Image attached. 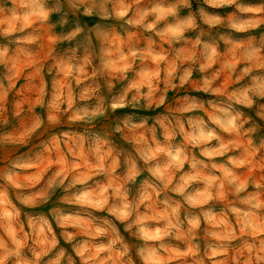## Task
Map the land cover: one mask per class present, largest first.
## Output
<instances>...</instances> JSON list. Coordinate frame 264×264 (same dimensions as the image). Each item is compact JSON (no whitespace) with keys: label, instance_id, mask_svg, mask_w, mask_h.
I'll use <instances>...</instances> for the list:
<instances>
[{"label":"clouds","instance_id":"9594fccd","mask_svg":"<svg viewBox=\"0 0 264 264\" xmlns=\"http://www.w3.org/2000/svg\"><path fill=\"white\" fill-rule=\"evenodd\" d=\"M0 264H264V0H0Z\"/></svg>","mask_w":264,"mask_h":264}]
</instances>
